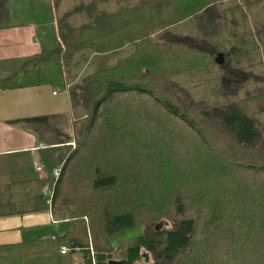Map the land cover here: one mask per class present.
Here are the masks:
<instances>
[{"label": "trees", "instance_id": "1", "mask_svg": "<svg viewBox=\"0 0 264 264\" xmlns=\"http://www.w3.org/2000/svg\"><path fill=\"white\" fill-rule=\"evenodd\" d=\"M255 2L80 0L57 11L56 47L25 71L43 80V65L56 63L68 88L76 141L46 186L71 248L92 246L97 264H142L143 252L148 264H264ZM18 77L0 79V91L18 88ZM5 191L0 216L20 213Z\"/></svg>", "mask_w": 264, "mask_h": 264}, {"label": "crops", "instance_id": "2", "mask_svg": "<svg viewBox=\"0 0 264 264\" xmlns=\"http://www.w3.org/2000/svg\"><path fill=\"white\" fill-rule=\"evenodd\" d=\"M55 1L8 0L6 14L0 12V79L19 75L18 88L0 91V188L20 212L0 216V264H97L92 246L70 247L68 224L46 204L57 158L76 141L66 83L58 91L55 82H46L44 65L43 80L25 71L33 58L54 49L48 26L57 30ZM41 7L51 12L50 23ZM39 200L45 208L34 210Z\"/></svg>", "mask_w": 264, "mask_h": 264}, {"label": "rangeland", "instance_id": "3", "mask_svg": "<svg viewBox=\"0 0 264 264\" xmlns=\"http://www.w3.org/2000/svg\"><path fill=\"white\" fill-rule=\"evenodd\" d=\"M237 1L240 2L241 0H237ZM79 3H80V0H61V5H59V8L56 10V12L58 11V15H60V13H62L63 11L70 10L75 5H77ZM253 7H254V10H259L261 12V14H262L261 18L264 21V0H259V2H255ZM36 9H38V6H36ZM29 12L33 13V10H30ZM41 12H44V14L46 16V21L50 23L52 20L51 19V16H52L51 12H49L48 10L44 11V9H42V7H41ZM56 15H57V13H56ZM52 26H48V31H49L48 33H49V35H51L52 31L54 30V37L57 41V30H56L54 25H52ZM51 45H52V40L49 41V45H48L49 47L48 48H50V47L52 48ZM54 47H56V43H55ZM44 66H47L46 67L47 73H46V75L44 74L47 78L46 82L53 81L56 83V89H58V91L63 90L64 84H65V82H64L65 78L61 74L62 69L56 63H46V64H44ZM47 68H48V70H47ZM50 68H54V69L50 70ZM181 80L183 82H185L186 78H181ZM161 224L162 223H159L160 226H162ZM143 231H144V229L142 227H139L137 229H134L132 231H128V232L124 233V235L120 236V238H118V239L122 240V241L129 240L135 236L142 235ZM143 254H144L143 256L146 257L147 261L142 262V264H148L151 261V257L149 256V254L147 252H143Z\"/></svg>", "mask_w": 264, "mask_h": 264}, {"label": "built area", "instance_id": "4", "mask_svg": "<svg viewBox=\"0 0 264 264\" xmlns=\"http://www.w3.org/2000/svg\"><path fill=\"white\" fill-rule=\"evenodd\" d=\"M39 170H41V168H38ZM54 176L55 177H58V170H55V172H54ZM52 192L49 194V196L47 197V199H46V204H47V206H49V207H52ZM68 249L66 248V247H63L62 248V250H61V253L62 254H67L68 253Z\"/></svg>", "mask_w": 264, "mask_h": 264}, {"label": "water", "instance_id": "5", "mask_svg": "<svg viewBox=\"0 0 264 264\" xmlns=\"http://www.w3.org/2000/svg\"><path fill=\"white\" fill-rule=\"evenodd\" d=\"M216 62L218 64H223L224 63V55L223 54H219L216 58ZM121 262L118 261H110L109 264H120Z\"/></svg>", "mask_w": 264, "mask_h": 264}]
</instances>
